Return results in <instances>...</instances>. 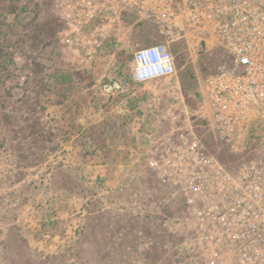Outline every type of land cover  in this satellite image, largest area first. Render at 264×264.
Returning <instances> with one entry per match:
<instances>
[{
	"label": "built area",
	"instance_id": "built-area-1",
	"mask_svg": "<svg viewBox=\"0 0 264 264\" xmlns=\"http://www.w3.org/2000/svg\"><path fill=\"white\" fill-rule=\"evenodd\" d=\"M54 7L64 23L60 41L82 64H91L113 33L140 21L157 29L160 40L134 50L131 75L138 83L173 79L166 91L176 101L163 109L153 92L150 107L167 129L147 132L138 161L183 197L203 264H264V0H54ZM173 43L221 47L229 58L205 77L194 111ZM199 119L231 151L246 154L232 170L208 149ZM258 122L261 132H249Z\"/></svg>",
	"mask_w": 264,
	"mask_h": 264
},
{
	"label": "rangeland",
	"instance_id": "rangeland-1",
	"mask_svg": "<svg viewBox=\"0 0 264 264\" xmlns=\"http://www.w3.org/2000/svg\"><path fill=\"white\" fill-rule=\"evenodd\" d=\"M26 2L0 0V264H39L40 258L67 251L70 256L69 252H74L85 232L92 234L94 246L91 255L84 256L79 264H203L185 221L182 196L166 187L152 170L144 167L125 177L122 174L112 193L116 201L110 202L111 193L107 189L101 196L98 192L110 187L113 180L105 178L104 183L98 184L93 183L92 174L65 172L64 163L57 157L44 166L49 156H43V149L59 146L51 137L58 131L55 125H50V119L59 110L49 102L47 91L54 84L49 74L55 70L83 68L84 64L68 51L58 34L54 40L41 44L38 51L32 49L38 29L36 26L34 30L35 25L44 24L49 28L46 20L52 13H48L47 7L52 0H32L30 6L39 4L36 12L29 8L23 10ZM13 6L16 11H12ZM145 45H125L119 65L100 62L88 68L104 70L118 66L130 84L141 87L142 92H150L149 102L153 103L151 97H158L152 92L160 94L164 109L176 101L166 91L171 90L173 79L148 83L132 80L133 52ZM170 48L175 55L186 103L194 111L197 106L192 108L186 96L188 93L191 98L202 99L206 76L200 70L199 60L203 52L214 48L208 49L203 44L190 47L185 43H173ZM190 71L195 72L196 78H188ZM260 125V122L252 124L249 132L260 133ZM205 138L213 147L220 145L212 131L207 132ZM248 138L247 145H250L253 140ZM221 147L220 150H224ZM95 202L99 208H95ZM88 216H135L132 217L135 229L142 222L165 216L162 226L169 232L160 238L166 239V247L161 249L154 241L150 244L149 237L137 233L129 236L138 237L131 242L128 237L124 239L123 245L129 244L127 248L120 249L119 242L112 240L104 246L98 221ZM155 225L152 231L161 235L162 228Z\"/></svg>",
	"mask_w": 264,
	"mask_h": 264
},
{
	"label": "crops",
	"instance_id": "crops-1",
	"mask_svg": "<svg viewBox=\"0 0 264 264\" xmlns=\"http://www.w3.org/2000/svg\"><path fill=\"white\" fill-rule=\"evenodd\" d=\"M160 39L155 27L149 22L140 21L124 35L113 33L105 40L92 64H84L83 68L99 65L100 62L119 65L125 45L149 44ZM91 71L94 84L77 87L74 95H66L69 91L67 86L62 85L60 71L54 73L58 77H55L54 84L47 92L50 93L51 107H58L59 110L50 119V125H55L58 131L51 137L59 146L56 149H43V156H49L43 164L47 166L50 159L57 157L58 161L64 163L66 171L92 174L93 183L99 184L105 178L113 180L110 187L101 188L102 191L98 192L101 196L107 189L111 193L109 200L113 202L116 199L112 193L118 187L122 174L125 177L144 168L138 160L139 152L148 144L147 132L157 125L160 131H164L167 126L161 121L160 114L150 107L152 102L147 100L150 92H142L141 87L130 84L118 66L104 70L93 67ZM74 103H79V107ZM91 104L105 105L106 108L94 110L89 116ZM50 166L53 167L52 164ZM85 213L83 210V215Z\"/></svg>",
	"mask_w": 264,
	"mask_h": 264
},
{
	"label": "trees",
	"instance_id": "trees-1",
	"mask_svg": "<svg viewBox=\"0 0 264 264\" xmlns=\"http://www.w3.org/2000/svg\"><path fill=\"white\" fill-rule=\"evenodd\" d=\"M26 1H27L26 4L22 8L23 10H27L29 8V9H33V11L36 12L39 9V4L34 3L30 6V3H32V0H26ZM48 6H49L47 7L49 11L48 13L49 14L52 13L51 14L52 16H49L48 19L46 20L47 25H49V28L44 27V24L41 25L42 27L38 24L37 25L34 24L35 25L34 30H36V26L38 27V29L34 33L35 43L33 44V47H32L34 51H38L40 49L41 44H46L48 41L50 42L54 40L55 36L59 33V31L64 28V23L61 20V18L58 16L55 10L54 0H52V4H48ZM12 11H16L15 6H13ZM228 61H229V58L225 50L221 47H216L211 51H206L201 54V57L199 60V66H200L201 72L205 76H207L210 73L216 72L218 69V66L221 63L228 62ZM59 71L61 73L60 75H62L61 76L62 85H65L68 87L67 91H69L68 92L69 94L67 93L66 95H74L76 93L77 87H81V86L89 87L93 85L95 82L93 73L88 68L69 69L65 71L55 70L49 74L50 78L52 80H56L55 77H58V76H56V74L54 73H58ZM181 77L184 80V76L181 75ZM188 78L190 79L196 78L195 72L190 71L188 74ZM46 86L49 87L48 84ZM186 97H187V101L189 105H191L192 108L196 106L198 107L202 100L201 97L191 98L188 93ZM192 103L194 104V106H192ZM73 105H76V107H79V103L78 104L74 103ZM105 108H106L105 105L103 106L95 105L94 106L91 104L89 107V110H90L89 116L91 115L92 111L94 112V110H99V109L105 110ZM197 131L202 136L203 141L207 145L208 149L211 152L215 153L218 156V158L221 160V162L224 163L228 169L232 170V168L241 159L245 158L246 154L235 153L231 151L230 147L219 139L218 140L220 141V145L224 148V150H220L221 146L219 144L214 145V147L211 146L208 140H206L205 138V134L207 132H211V130L207 128L206 122L204 120L199 119L197 121ZM219 152L222 154L220 155ZM226 155L228 156L226 157ZM64 171L68 172L66 170ZM95 203H96L95 208H99L98 202H95ZM183 207L185 210L184 199H183ZM93 217H95V219L98 221L97 225L100 226L101 228L100 230L103 233V239H105L103 242L104 246L107 245L110 240H112V242H115V241L119 242L120 249H122L123 247L127 248L129 244L124 243L123 245V241H125L124 239L128 237L130 240L129 242H131L133 239H136L138 237L131 238L129 236H131L132 233H137L138 235L144 234L145 237H149L148 239L152 241L150 242V244H153L155 242L156 246L159 244V247L161 249L166 247V243H167L166 239L160 238V236H166L167 233L169 232L166 226H162L165 216H156L155 218H152L145 223L142 222L140 227L136 229L133 226V221H132V217H135V216H88L89 219H92ZM154 224H156L155 227L162 228L161 235L152 231L151 228H152V225ZM89 225H90V222H89ZM152 237H154V240L151 239ZM93 246H94V238L92 234L90 232L89 233L85 232V234L81 238V241H79V245L76 247L74 252H69L70 256L69 255L67 256L68 251L67 253L65 252L60 255L45 256L44 258L39 259L40 261L39 264H79V262H82V258L84 256L88 258V255H91ZM158 257H161V254H158ZM179 257L181 258V255H179ZM70 259H73L74 262L67 263ZM107 263L109 264V262Z\"/></svg>",
	"mask_w": 264,
	"mask_h": 264
},
{
	"label": "water",
	"instance_id": "water-1",
	"mask_svg": "<svg viewBox=\"0 0 264 264\" xmlns=\"http://www.w3.org/2000/svg\"><path fill=\"white\" fill-rule=\"evenodd\" d=\"M116 86H118V83H115Z\"/></svg>",
	"mask_w": 264,
	"mask_h": 264
}]
</instances>
